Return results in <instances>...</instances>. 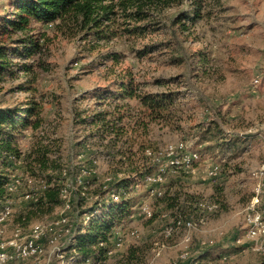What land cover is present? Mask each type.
I'll return each instance as SVG.
<instances>
[{
    "label": "rangeland",
    "instance_id": "374dc122",
    "mask_svg": "<svg viewBox=\"0 0 264 264\" xmlns=\"http://www.w3.org/2000/svg\"><path fill=\"white\" fill-rule=\"evenodd\" d=\"M192 2L175 0L154 10L150 17L136 21L149 23L148 29L139 34L126 31L134 21L125 17L118 6L110 20L73 35L58 31L56 22L32 23L26 36L38 41L41 48L27 52L25 60L20 59L23 43L17 41L25 32L10 34L17 42L15 46L20 43L12 61L27 64L28 71L0 73V108L25 107L36 102L44 120L38 133L57 137L63 156L71 148L73 154L79 152L82 148L75 146L78 141L93 148L97 129L90 125L89 117L99 110L115 111L116 105L121 113L125 111L131 116L127 135L122 139L134 135L150 150L161 153L168 145L182 142L199 153V159L192 163L193 172L171 169L167 159L160 157L165 173L164 182L157 188L164 191L168 187L169 194L177 195L179 202L192 201L187 209L189 218L177 217L191 221L189 228L174 226L176 219L162 210L145 186L144 172L131 177L127 186L120 189L123 194L117 192V200L123 196L132 204L128 215L113 228L108 244L111 254L105 253L107 257L102 262L76 264L264 262V236L246 237L244 219L257 182L252 171L264 161V0H206L201 8L203 17L193 23L185 21L188 29H181L179 23L172 24V18L179 11H189ZM6 3L7 0H0V13L12 12ZM96 29L101 32L96 33ZM160 42L166 44L139 52L146 45ZM255 77L258 82L254 85ZM129 78L138 94L175 93L170 117L150 123L145 132L140 129L131 134V123L141 116L143 108L135 99L112 96L119 80ZM105 91L111 93L98 98ZM84 118L88 119L82 122ZM212 120L218 123L219 142L224 141L223 146L201 141L203 130L214 127L209 123ZM16 138L22 151L31 149L36 140L30 128L20 129ZM97 156V167L102 173L106 163L100 152ZM137 157L134 162L138 167L145 164L148 168V162ZM216 163L219 173L206 177L207 166ZM11 174L22 177L17 164ZM12 198L13 212L27 200L21 192ZM193 198L206 204L203 210L194 207ZM143 203L151 209L150 217L140 211ZM208 204L216 207L208 209ZM258 208L264 211V192ZM56 215L54 208L53 214L42 221L54 220ZM6 228L8 235L13 228L11 218ZM185 236L189 239L185 240ZM158 247L161 249L156 255ZM45 248L48 251L51 246L45 243ZM131 248L136 249L137 258L129 260ZM206 252H211L210 256L199 260L198 255ZM183 253L185 257H181ZM51 254L52 263L59 264V258Z\"/></svg>",
    "mask_w": 264,
    "mask_h": 264
},
{
    "label": "trees",
    "instance_id": "16d2710c",
    "mask_svg": "<svg viewBox=\"0 0 264 264\" xmlns=\"http://www.w3.org/2000/svg\"><path fill=\"white\" fill-rule=\"evenodd\" d=\"M173 1L175 0H7L6 6L11 7L12 12L0 13V73L4 71L13 73L14 70L28 71L27 64L14 63L12 60L14 53L19 51L20 43H23L20 59L25 60L27 52L30 54V51L40 50L41 45L38 41L26 36L32 23L56 22L54 26L58 31L73 35L78 30L89 31L99 27L103 20H110L111 15L115 13L114 8L118 6L125 17L134 21L126 31L139 34L148 29L149 23L136 24V21L150 17L154 10L167 7ZM205 1L193 0L191 9L179 11L172 18V24L179 23L181 29H188L185 21L193 23L202 18L201 8ZM215 1L217 0H212ZM182 20L184 23H181ZM18 31L25 32V35L17 38L20 43L15 46L17 42L11 39L10 34ZM95 32L101 31L96 29ZM164 44L166 43L146 45L139 52L150 51ZM10 47L15 50L11 51ZM109 93L111 92H101L98 98H105ZM117 94L124 99L137 100L143 108L141 116L131 123L129 128L131 134L139 132L140 129L145 132L150 123L168 119L172 114L171 107L175 96L173 92L138 94L135 93L133 82L129 78L119 80L117 91L112 93V96ZM116 106L115 111L104 109L88 116L90 125L97 129L94 133L97 141L93 144V148L78 141L75 146L82 149L73 154L71 148L70 153L64 156L57 137L49 138L43 131L38 133V130L42 129L44 120L41 108L36 102H30L25 107L0 108V208L11 196L6 190V185L16 164L23 179L22 187L17 192H23L22 189L37 192L34 200H23L19 210L11 213L13 225L24 230L35 218L41 221L53 214L54 208L57 210V215L54 217L56 219L58 210L64 203L61 191L68 187L70 198L66 214L69 216L70 233L65 238L61 250L64 257L72 256L77 262L90 258L92 263H98L106 259L105 253L110 248L108 244L113 228L128 215L132 204L129 198L123 196L120 200H114L111 194L118 191L120 195L123 194L120 189L127 186L131 177L139 176L144 172L147 175L157 167L154 155L158 152L151 150L153 154L146 155L145 150L150 147L143 141L135 139L134 135L122 139L127 135L131 116H127L125 111L121 113L119 106ZM86 119L88 118L82 119V122L87 121ZM209 123L214 127L210 126L203 130L201 141L214 142L216 147L223 146L224 141L219 142L221 131L219 132L218 123L214 120ZM28 128L34 132L36 140L31 149L22 151L18 147L16 137L20 129ZM99 152L106 163V170L102 173L97 167ZM135 156H138V160L142 162H148V168L145 164L139 168L134 162ZM28 180H31V183H28ZM167 188L161 195L155 196L162 210L169 211L174 220L180 219L177 217L188 219L190 212L187 209L192 206V201L179 202L177 195H170ZM194 199L192 200L195 202ZM205 205L201 201L194 203L197 210ZM210 254L211 252L200 253L199 260ZM135 258H137L136 249L131 248L128 259Z\"/></svg>",
    "mask_w": 264,
    "mask_h": 264
},
{
    "label": "built area",
    "instance_id": "2783aa9c",
    "mask_svg": "<svg viewBox=\"0 0 264 264\" xmlns=\"http://www.w3.org/2000/svg\"><path fill=\"white\" fill-rule=\"evenodd\" d=\"M253 84L258 82L257 77L253 78ZM146 155L153 154L149 148L145 150ZM157 162L156 170L144 176L143 182L148 187V191L152 196H159L162 190L157 188L164 182L165 169L160 163V157L167 159V165L171 169L186 168L191 172L194 171L192 163L199 159V153L195 149H189L184 143L179 142L168 145L163 153L158 152L154 155ZM220 166L216 164L208 165L205 169V176L208 178L215 177L219 173ZM252 176L257 179L253 190L252 199L247 206L245 213V236L255 239L264 236V211L258 208L261 195L264 192V161L252 171ZM23 179L20 175L11 174L6 185V190L11 194L0 208V264H52V254L59 258V264H76L78 263L72 256L64 257L61 247L67 235L70 233L69 216L66 211L69 209V188L65 187L61 191L64 200L63 205L59 209L56 219L47 221L32 222L28 231L24 233V229L17 225H13L12 230L7 235L6 227L12 213L13 195L22 187ZM31 183V180H28ZM21 192L24 199L34 200L37 192L24 190ZM119 193H112L111 198L117 200ZM215 204L207 205L208 209L215 208ZM140 211L147 217L151 216V209L146 203L140 207ZM191 221L176 219L175 227L178 225L189 228ZM171 229H168V232ZM189 237L185 236V240ZM62 241V242H61ZM45 243L51 246L46 251ZM102 244V243H100ZM119 244V242H117ZM161 247H158L156 255L159 254ZM112 249L109 248L106 255H110ZM183 253L181 257H185ZM83 262H91L90 258L84 259Z\"/></svg>",
    "mask_w": 264,
    "mask_h": 264
}]
</instances>
